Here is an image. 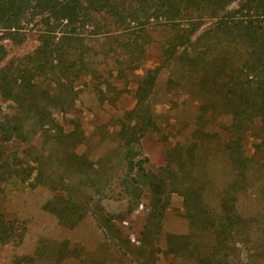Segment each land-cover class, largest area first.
Here are the masks:
<instances>
[{
  "label": "rangeland",
  "instance_id": "374dc122",
  "mask_svg": "<svg viewBox=\"0 0 264 264\" xmlns=\"http://www.w3.org/2000/svg\"><path fill=\"white\" fill-rule=\"evenodd\" d=\"M244 1L235 0L228 10ZM148 10H140L139 22L126 23L94 12L96 21L82 28L87 29L83 50L89 70L75 82V105L65 112L50 110L62 133L75 131V138L58 135L55 126L56 131H44L34 113L23 112L24 137L3 144V155L18 169L37 158L45 176L37 181V171L23 179L1 170L0 218L11 234L0 243V264H204L201 259H208L206 264H264V123L260 118L236 120L233 112L248 107L223 84L225 73L215 83L211 70L216 57L226 71L241 65L248 46L216 34L217 18L209 15L197 21L190 44L183 31L192 28L189 22L178 26L162 18L144 23L153 11ZM37 23L24 30V41H3L7 56L0 69L17 66L34 52L41 28ZM93 29L102 34L91 35ZM208 29L209 35L198 41ZM186 50L198 56L194 63L185 57ZM150 70L159 74L137 108V93ZM17 112L14 102L0 96V121L9 115L10 125L17 126L11 117ZM148 114L155 124L149 125ZM137 123V135L145 124L149 128L132 147L136 161L173 187L161 169L167 168L170 153L183 156L188 163L179 170L177 183L192 192L187 206L183 193L168 194L148 251L142 240L148 241L149 193L131 211L120 184L127 151L122 126L130 135ZM222 201L232 207L233 224L222 218ZM50 202L55 208L46 206ZM97 207L135 254L104 232L93 213Z\"/></svg>",
  "mask_w": 264,
  "mask_h": 264
},
{
  "label": "trees",
  "instance_id": "16d2710c",
  "mask_svg": "<svg viewBox=\"0 0 264 264\" xmlns=\"http://www.w3.org/2000/svg\"><path fill=\"white\" fill-rule=\"evenodd\" d=\"M234 1L0 0V64L7 56L4 40L22 42L26 38L24 30L29 25L35 21L41 25V28L38 29L39 45L34 52L27 55L23 63L17 66L13 64L6 65L0 69V96L16 104L17 115L14 114L11 117L19 121V124L14 127L10 125L9 115H5L3 120L0 121V179L4 178L1 175V170L11 175L14 173L23 179L32 178L33 173L37 171V175L34 177L37 181H41L45 176V170L41 167L42 163L39 159L32 160L27 166L21 164L18 169L17 163L13 165L3 155L2 146L4 143L10 142L14 138L24 137L26 128L24 122L26 120L22 118L23 112L30 115L34 113L33 118L37 119V123L44 131H51L52 129L56 131L53 128L55 126L58 135L60 134L65 138H75V131L62 133L61 126L52 118L50 110L55 108L65 112L75 105L79 92L75 82L84 72L89 70L83 50L85 47L84 31L87 29L82 28L96 21V13L94 12H103L107 18H115L117 22L126 23L127 21L139 22L141 19L140 10L145 8L147 12L150 9L153 11L146 15L143 20L144 23L162 18L178 26L183 22H189L192 28L183 31H185V38L190 44L193 43L191 37L198 30L200 24L197 22L198 20L200 21L205 15L217 18L215 33L222 34L224 38L233 43L242 42L246 44L248 50L241 65H233L229 71H226V68L220 69L218 62L221 60H218V57L214 58V63L211 64L213 67L211 68L212 77L215 83H218L217 79L222 76L221 72H224L228 79L223 84L229 87L231 93L239 99L240 104L248 107L233 112L236 120L241 122L244 118L251 120L260 118L264 123V0H245L237 9L228 10V5ZM194 12H197V14ZM210 30H205L198 35L197 40L199 41L208 36ZM90 32L91 35L97 37L102 34L99 29H93ZM230 50L232 49H229V52L226 53H229L228 56L233 58V52ZM185 57L192 63L198 58V56L188 53L187 50ZM158 74V70H150L144 78L143 84L137 93V108L152 92ZM243 75L246 81L242 82ZM137 108L133 109L132 112H136ZM148 115L149 125L155 124L152 118L153 115ZM137 125L138 123L133 125L130 135L125 134V124L122 126L121 135L122 138H125L127 151L124 158L125 174L121 177L120 184L129 197L131 211H135L142 204L145 193H149L152 211L144 233L148 241L147 239L142 240L143 245H148L146 249L148 251L153 243L151 238L155 236L154 233H158L156 230L160 228L164 211L169 203L168 194L172 191L183 193L187 206L192 192L188 191L189 187L182 188V183L179 185L177 183L179 170L185 169L188 163L183 156L180 155L177 158L173 153H170L167 165L169 170L166 167L161 169L162 174L163 172L168 174L173 187H170L171 185L166 179L146 171L141 161H136L132 153V147L140 144L143 134L149 128L145 124L141 127V134L137 135ZM243 138L244 135H241L238 142L240 143ZM72 156L79 159V161L84 158L75 152ZM240 158L243 162V156H240L238 161H240ZM222 203L224 210L222 218L225 217L224 219L227 222L233 224L232 207L227 206L225 201H222ZM46 206L52 209L55 208L53 202L48 203ZM93 213L104 232L122 250L132 255L135 254L131 250L128 251V247L131 245L130 241H127V246L124 245L126 241L123 240L120 229L112 219L103 213L101 208H94ZM83 215L80 216L83 218ZM81 217H78L79 220ZM10 234L8 227L3 224L0 218V243H6ZM207 260L201 259L204 264Z\"/></svg>",
  "mask_w": 264,
  "mask_h": 264
}]
</instances>
